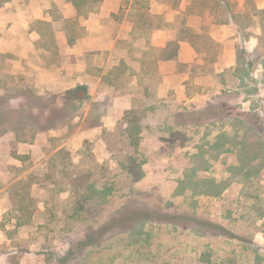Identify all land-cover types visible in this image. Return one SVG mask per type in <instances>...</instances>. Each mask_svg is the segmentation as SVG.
Segmentation results:
<instances>
[{"label":"rangeland","instance_id":"rangeland-1","mask_svg":"<svg viewBox=\"0 0 264 264\" xmlns=\"http://www.w3.org/2000/svg\"><path fill=\"white\" fill-rule=\"evenodd\" d=\"M37 1L66 22L0 27V257L264 264V0H104L86 20Z\"/></svg>","mask_w":264,"mask_h":264},{"label":"crops","instance_id":"crops-1","mask_svg":"<svg viewBox=\"0 0 264 264\" xmlns=\"http://www.w3.org/2000/svg\"><path fill=\"white\" fill-rule=\"evenodd\" d=\"M50 1L56 2V0H50ZM63 7L67 8L70 11L69 17H67L66 14L63 15V17H65V18H77V11L74 8V6L72 5V3H65V5H63ZM47 9H48V7L45 4H42L41 2H38L37 0H10L9 2L1 5V7H0V11L7 12L6 14H8V19H9V20H0V27H3L6 30V28H8L9 23H12L13 25L10 26L8 31H11L12 33H17V32H15L16 29H20L21 32H26V35H28L27 34L28 25L33 21H42V22L49 23L51 25H55L57 23L64 21V20H53V18L47 12ZM59 9L62 10V8H59ZM14 10H15V13L13 12ZM14 15L21 17V20L18 17H17L18 19H16ZM87 23H89V22H87ZM88 29L90 30V28H88ZM88 29H86V30L88 31ZM92 31L102 32L103 26L100 24L97 26V28H95ZM56 37L58 39H60L61 41H63L64 45H66L68 47L71 46L69 44V41H68L69 38L65 33H62V32L57 33ZM69 51L72 54V53H77L78 50L70 49ZM6 52L10 53V48H7ZM167 63L169 65H181V64L184 65L186 62L182 60L181 51H177L176 59L174 58V60H172V62L167 61ZM166 81H168V80H166ZM253 104H254V102H253ZM0 264H10V263L7 260H5L4 258L0 257Z\"/></svg>","mask_w":264,"mask_h":264},{"label":"trees","instance_id":"trees-1","mask_svg":"<svg viewBox=\"0 0 264 264\" xmlns=\"http://www.w3.org/2000/svg\"><path fill=\"white\" fill-rule=\"evenodd\" d=\"M104 0H71L72 5L74 6V8L77 11V19L76 20H80V19H88L89 16L91 14H93L94 12H96L100 5L102 4ZM219 1H225V0H219ZM259 18L262 22L263 28H264V10L259 12ZM65 21V20H64ZM63 21V22H64ZM66 22V21H65ZM67 23L69 25V30L68 31V41L70 45H74L77 42V35H74V33H76L78 27L77 24L74 23L75 25H70V21L67 20ZM264 30V29H263ZM78 31H80L81 33L84 31V29L82 27H79ZM80 35V34H79ZM177 56V51H173V52H165V59H172V58H176ZM14 112L6 107L3 102L2 99L0 97V129L2 128H6L8 126V124L10 123V121L12 120V116ZM129 117L127 116V122L130 124L129 127V139L131 141V145L134 146L136 149L139 147L140 144V134H141V129L140 126L137 124V120L136 118H132L131 120L128 119ZM130 173H132V176H134V179L138 180L140 178H142L143 176V172L141 168H137L133 171H131ZM141 219V218H140ZM168 222L174 225H179V223L183 224L185 223H195L197 222V220L190 219L187 218L185 219L184 217H176V216H168ZM184 221V222H182ZM198 228L197 231L201 234H204L207 229L210 230V227H208V225L204 224V223H199L198 224ZM208 230V231H209Z\"/></svg>","mask_w":264,"mask_h":264}]
</instances>
